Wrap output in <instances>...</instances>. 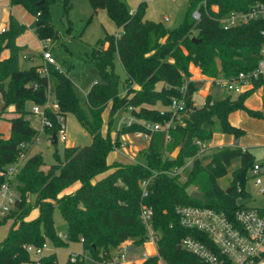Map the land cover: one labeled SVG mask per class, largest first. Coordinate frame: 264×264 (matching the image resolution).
<instances>
[{"label": "trees", "instance_id": "trees-1", "mask_svg": "<svg viewBox=\"0 0 264 264\" xmlns=\"http://www.w3.org/2000/svg\"><path fill=\"white\" fill-rule=\"evenodd\" d=\"M71 1L61 0L65 17ZM89 3L95 13L106 10L122 34L107 35L87 57L86 63L97 70L101 82L93 85L83 104L67 72L60 73L49 66L48 77L41 74V66L29 70L21 68L26 47L17 44L20 37L34 31L40 41L58 39L49 11L56 0H10L11 8L18 4L24 6L33 22L23 24L10 13L9 27L0 36V95L6 104L0 117L14 108L9 120L11 136L4 139L0 132V188L7 181L3 172L18 161L21 153L27 156L19 174L11 181L20 199L0 222L14 221L7 239L0 244V264H33L24 246L42 247L47 240L56 248L68 247V241H83L84 251L91 259L107 262L112 259V250L121 244L131 241L137 249L149 241L148 229L141 218L143 205L153 209L152 227L162 235L157 243L158 254L140 264H159L161 260L165 264H203L179 246L188 236L209 246L210 240L195 230L183 228L176 209L179 206L208 207L226 213L234 221L237 211L252 208L238 205L240 199H249L245 186L250 179L249 171L255 166L251 150L226 146L218 148L210 157H203V153L213 139L216 123L221 124L225 134L239 139L245 131L231 125L229 116L245 111L251 117L264 119V112L246 106L247 99L259 85L241 95L230 94L225 100L216 101L209 95L205 104L197 107L194 96L198 87L190 81V66L199 67L204 76L213 80L231 79L241 72L254 70L263 44L264 19L230 29L223 28L221 20L232 12L247 13L258 4L264 6V0H190L185 23L175 29L147 20L143 4L130 12L121 0H89ZM195 11L200 14L199 20L193 17ZM5 51H9V56L3 59L1 55ZM117 56L127 75L124 82L115 71ZM50 76L54 78V100L60 106L58 113L64 117L74 114L91 136L92 143L65 148L63 159L55 153L56 163L45 171L42 155L28 157L40 134L26 118L30 113L29 103H46ZM35 84L39 89H34ZM123 84L125 87L136 84L140 90L129 89L123 97L120 94ZM184 86L187 87L186 109L175 116L171 105L174 99L182 98ZM106 111L109 126L105 135L102 129ZM120 111L134 112L132 116L136 121L125 124L113 139L111 126ZM49 116L54 127L45 133L58 136L60 125L56 116L52 111ZM171 120L175 125L169 131L153 132L148 128ZM136 132L150 136L148 148L141 153L145 163L114 161L109 164L112 153L123 145L121 137ZM22 144L30 146L23 149ZM177 148L181 152L174 159L172 154ZM209 159L211 164L206 165ZM237 159L241 164L232 172L231 183L222 186L220 180L228 175ZM190 160L193 166L186 172V180L167 174ZM149 179V195L143 198L140 183ZM77 182L81 184L77 191L61 196ZM229 188L233 190L227 194ZM193 191L200 192L206 203L191 200ZM56 205L67 223V242L55 229ZM35 208L39 216L27 221ZM257 209L264 213V209ZM41 264H58L57 254H48ZM67 264L71 262L68 260Z\"/></svg>", "mask_w": 264, "mask_h": 264}, {"label": "rangeland", "instance_id": "rangeland-1", "mask_svg": "<svg viewBox=\"0 0 264 264\" xmlns=\"http://www.w3.org/2000/svg\"><path fill=\"white\" fill-rule=\"evenodd\" d=\"M125 3L130 12H134L140 5H144V16L147 20L161 22L167 29L179 28L185 23L187 14L189 12L190 0H121ZM52 19V25L58 33L57 40H49L48 53H50L55 59L56 63L62 67V69L67 72L72 81L74 82L79 99L83 102L86 101L87 94L96 82H101V77L96 69L92 68L91 65L86 63L87 57L92 54L93 48L102 39H105L107 35L120 36L122 30L119 28L117 23L109 16L106 10H99L97 13L94 12L89 0H72L70 8L68 10V15L64 16V7L61 0H56V4L52 5L49 9ZM9 13H12L22 22H29L30 14L21 4L13 6L10 10V0H0V27L8 26L7 17ZM168 17V19H166ZM43 44V41H41ZM37 37L36 32H30L26 38V50L22 54L21 68L23 70H29L32 67H40L41 71L45 69L46 62L42 58L43 55V45ZM23 56L30 57V60H24ZM33 57V58H32ZM3 58V54L1 55ZM191 67V66H190ZM193 65V69H196ZM201 70V69H200ZM115 71L121 77L122 82L125 81L127 75L123 66L117 56L115 59ZM202 72V71H201ZM203 74V73H202ZM208 78V77H207ZM211 80V78H208ZM205 83H198V92L194 96V101L197 107H202L205 104L206 97V84L209 83L206 79ZM7 83V81L5 82ZM210 85V92L213 95L214 100L220 101L225 100L229 93L227 90L219 84ZM54 78L50 76V87L53 90ZM129 89L140 90V86L133 84L131 86L120 87L121 96L127 95ZM259 94L250 101L253 106H257ZM0 104H3L0 95ZM33 103L28 104V108L31 110ZM13 108H9L8 112L2 114L0 117V130L6 135L11 132V126L9 120L12 118L11 112ZM133 112L130 111H120L114 117L113 125L111 126V135L113 139L116 138L117 132L124 128L125 124L135 122V118L132 116ZM66 121V136L67 141L64 142L59 140L58 145L54 146L49 141L51 136L47 134L48 138L43 134L39 135L38 140L32 147L28 157L34 155H42L45 161L43 169L47 171L53 164L56 163L54 157L55 153H58L60 159H63V154L65 148L71 146H89L92 143L91 136L83 129L81 124L78 122L74 114L69 113L65 117ZM244 128L247 130V134L241 143L246 144L248 148H251V152L255 156V164L262 163L264 161V119L258 120V122L243 123ZM157 125V124H155ZM219 123L217 124V126ZM109 126V113L106 111L103 115V134H107ZM219 127V126H218ZM140 132L127 133L124 139L121 138V143L123 146L116 150V155L119 159H124L126 162L132 164L145 163L144 158H142L141 153L148 148L149 141L143 137V135L138 136ZM216 138L222 135V144L228 145L230 143L231 136L215 131ZM122 136V137H123ZM237 140L235 143L237 145ZM226 147V146H223ZM218 148H209V144L206 146L203 157H210ZM115 156V155H113ZM111 156L110 158L112 159ZM211 164V159H209ZM208 162V161H207ZM121 163V162H120ZM240 160L237 159L233 162V165L229 169L228 175L220 180V184L225 186V184H230L232 181V172L240 166ZM250 179L246 183L245 191L249 195L251 203L249 204L252 208H264V196L260 195V191L264 188V171L261 175V180L263 185L256 187L255 179H253L252 171H249ZM76 186L79 188L81 184L79 182L75 183L68 189H66L61 196L69 195L77 191ZM75 189V190H74ZM19 195V192H18ZM31 202L34 203L35 198L32 196ZM1 206V201H0ZM39 216V210L34 209L26 218L27 221L36 219ZM55 229L59 236L63 239L67 237L68 229L67 223L65 222L59 208L56 205L55 213ZM0 214V222L3 221ZM14 221L8 219L0 224V244L4 242L9 232L13 227ZM66 240V239H65ZM67 242V240H66ZM68 247L56 248L50 241L47 240L48 249L47 254L57 253L58 264H67L71 254H82L84 252L83 243L68 241ZM131 245V241H127L121 244L118 248L112 250V259L119 256L123 252V248L126 245ZM137 252L133 255H127L126 264H140L145 261L144 253H147L149 257L156 256L158 254L157 249L152 245L151 241L145 243V245L136 249ZM100 262L94 261L89 257L85 264H109L111 261ZM72 264V263H71ZM159 264H163L160 261Z\"/></svg>", "mask_w": 264, "mask_h": 264}, {"label": "built area", "instance_id": "built-area-1", "mask_svg": "<svg viewBox=\"0 0 264 264\" xmlns=\"http://www.w3.org/2000/svg\"><path fill=\"white\" fill-rule=\"evenodd\" d=\"M193 17L195 20H199V12L195 11ZM258 19H264V6L260 4L253 7L247 13L232 12L230 15L222 18L221 23L223 28L230 29ZM7 29L8 28L0 27V36L5 33ZM262 36L263 44L260 51V59L254 70L241 72L231 79L218 78L217 80H213V82L222 85L231 95L244 94L248 91L254 90L256 85H259L256 91H261L264 112V31ZM49 42L50 41H46L42 44L44 49L42 58L46 62V67L42 71L40 70L42 75L48 77L49 74L47 68L49 66L55 68V70L60 73H65L62 67L56 63L53 56L47 52ZM24 58L28 59L26 56ZM34 89H39V85L35 84ZM186 91L187 87L184 86L181 89L182 98L174 99L172 102L171 109L175 116L185 112ZM46 97L47 100L44 105L33 104L26 119L30 122L31 126L39 132V134H42L45 130L54 127V121L49 116V112L52 111L60 125L57 140L59 141L61 138L62 141L66 142L67 132L65 117L58 113L60 111V106L54 100V93L50 85ZM130 124L131 123H129V125ZM174 125V121L171 120L164 125H149L148 128L153 132L169 131ZM137 135H143L145 139L150 140L148 134L140 133ZM198 144L201 145L199 142ZM29 146L30 144H22L21 147L27 149ZM26 157L27 156L24 153H21L18 161L15 164L10 165L6 171L3 172L7 181L0 188V214L2 218H5L11 212V209L20 199V195H18V191L15 186L11 184V181L19 174ZM192 166L193 161L190 160L185 166L176 168L174 171L167 174L171 177L180 176L183 180H186V172L191 169ZM263 171L264 161L255 164L252 174L253 179H255L256 187L263 185L260 178ZM150 183L151 179L140 183L143 198H146L149 195ZM259 194L264 196V188L261 189ZM176 213L179 216V221L183 228L187 230H195L205 235L210 240L211 245L209 246L197 238L188 236L183 238L179 246L182 250L196 256L203 264H264V213L262 214L257 208L240 209L236 212L234 221H232L224 212L201 206H179L176 209ZM141 218L148 229L149 241L156 245L157 248V243L162 234L155 231L152 227L153 209L147 205H143ZM65 239H67V237ZM131 246L132 244L126 245L123 248V252H121L119 256L113 258L109 264H126L127 255H132L130 252ZM24 249L32 256V259L34 260L33 264H41L42 259L48 255L46 253L48 249L47 244H44L42 247L28 245L24 246ZM143 256L145 257V260L150 258L147 253H144ZM87 259H89V256L84 251L79 255L71 254L69 261L72 264H85ZM163 264H165V262H163Z\"/></svg>", "mask_w": 264, "mask_h": 264}, {"label": "crops", "instance_id": "crops-1", "mask_svg": "<svg viewBox=\"0 0 264 264\" xmlns=\"http://www.w3.org/2000/svg\"><path fill=\"white\" fill-rule=\"evenodd\" d=\"M10 10H11V7H10ZM16 17V16H15ZM17 18V17H16ZM166 18H168V17H166ZM9 19H10V13H9V15H8V17H7V24H8V26H3V27H1V28H8L9 27ZM18 19V18H17ZM19 20V19H18ZM21 23H23V24H26V25H30L32 22H33V17L30 15V18H29V22H22L21 20H19ZM30 32H34V31H28L24 36H22V37H20L19 39H18V41H17V44L19 45V46H21V47H27V44H26V38H27V36L29 35V33ZM41 42V41H40ZM41 44H42V42H41ZM8 56H9V51H5L4 53H3V59H6V58H8ZM33 58V57H32ZM24 60H27V59H25V58H23ZM190 73H191V78H190V81H192V82H194L195 84H196V86L198 87V83H205V80L204 79H206L207 81H209V83H212V84H215L214 82H213V79H211V80H209L206 76H204L203 74H202V72H201V70H200V68H196V69H193V65H191V67H190ZM49 83H50V78H49ZM209 83L208 84H206V92H205V97H207V96H212L213 97V95L211 94V92H210V85H209ZM198 89H199V87H198ZM259 94V98L260 99H258V105L257 106H253L251 103H250V101L256 96V94ZM230 95V94H229ZM214 99V98H213ZM195 102V101H194ZM196 105V104H195ZM246 106L249 108V109H251V110H254V111H262L263 110V101H262V94H261V91H255L248 99H247V101H246ZM13 110H14V108H13ZM258 120H261V119H259V118H254V117H251L248 113H246L245 111H236V112H234V113H232L230 116H229V121H230V123H231V125H233L234 127H237V128H240V129H242L243 131H245V135L244 136H242L241 138H239V139H236L233 135H230L231 136V139H230V143L228 144V145H224V144H222V135H219L220 137H217L216 138V134H215V131H219L220 133H222V126H221V124L219 123V127L217 126V124L218 123H216L215 124V127H214V136H213V139H212V141L209 143V148H221V147H223V146H227V147H239V148H242L243 150H245V149H251V148H248V146H246V144H243V143H241V141L243 140L244 141V138H245V136H246V134H247V130L244 128V122L245 123H248V124H250L251 122H258ZM10 126H11V123H10ZM0 132L2 133V135H3V138L4 139H8L10 136H11V132L8 134V135H6L5 133H3V131H1L0 130ZM45 135L47 138H48V136H47V133H42V135ZM225 134V133H224ZM227 135H229V134H227ZM124 137L125 136H123V137H121V138H123L124 139ZM52 138H53V136H52ZM113 138V137H112ZM235 140H237L238 142H237V145L236 144H234L235 143ZM49 141L51 142L52 140L49 138ZM122 141V140H121ZM149 141V140H148ZM52 143V142H51ZM58 143H59V141H58ZM58 145V144H57ZM261 146H264V138H263V144H260ZM116 153V151L114 152V153H112V155L111 156H113V155H115V156H113L112 157V159L111 158H109L108 159V162H109V164H111V163H113L114 161H118V162H121V163H123V164H132V163H130V162H126V161H124V159H119L118 157H117V155L115 154ZM110 156V157H111ZM79 187L78 186H76V188L75 189H78ZM74 189V190H75ZM262 209V208H261ZM152 245H154L153 243H152ZM155 247H156V245H154ZM157 249V248H156ZM136 252H137V250H136ZM135 252V253H136ZM135 253H132V255L133 254H135ZM57 254V253H56ZM144 262V261H143ZM143 262H141V263H143ZM94 264H97L96 262H93Z\"/></svg>", "mask_w": 264, "mask_h": 264}, {"label": "water", "instance_id": "water-1", "mask_svg": "<svg viewBox=\"0 0 264 264\" xmlns=\"http://www.w3.org/2000/svg\"><path fill=\"white\" fill-rule=\"evenodd\" d=\"M6 108V104L3 103V104H0V113L2 111H4ZM134 114V112H133ZM58 144V140H57V136L56 135H53V139H52V145L56 146ZM181 152V149L180 148H177L173 154H172V158L176 159L178 158L179 154ZM210 163V161L206 162V165H208ZM233 188H229L227 189V194H230L232 192ZM190 198L191 200L193 201H199V202H202V203H206V199L205 197L198 191H193L191 194H190ZM251 203L250 199H240L238 201V205L240 207H245V206H248L249 204ZM179 249L181 250V247H179ZM130 252L131 253H135L136 252V249L131 246L130 247Z\"/></svg>", "mask_w": 264, "mask_h": 264}]
</instances>
